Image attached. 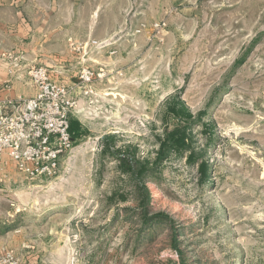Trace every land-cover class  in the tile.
<instances>
[{"label": "rangeland", "instance_id": "rangeland-1", "mask_svg": "<svg viewBox=\"0 0 264 264\" xmlns=\"http://www.w3.org/2000/svg\"><path fill=\"white\" fill-rule=\"evenodd\" d=\"M0 3L37 65L70 84L95 71L56 174L1 170L0 264H264V0ZM175 98L201 118L199 154L172 152L139 193L116 156L153 161Z\"/></svg>", "mask_w": 264, "mask_h": 264}, {"label": "built area", "instance_id": "built-area-1", "mask_svg": "<svg viewBox=\"0 0 264 264\" xmlns=\"http://www.w3.org/2000/svg\"><path fill=\"white\" fill-rule=\"evenodd\" d=\"M1 55L10 61L9 72L15 75L23 57L10 50ZM25 72L36 90L30 97L3 96L2 90H12V80L0 82V173L12 160L28 178L52 177L74 145V94L82 87L85 94L93 92L95 71L84 67L71 84L57 79L45 65L30 64Z\"/></svg>", "mask_w": 264, "mask_h": 264}, {"label": "trees", "instance_id": "trees-1", "mask_svg": "<svg viewBox=\"0 0 264 264\" xmlns=\"http://www.w3.org/2000/svg\"><path fill=\"white\" fill-rule=\"evenodd\" d=\"M168 113L171 115V122L167 125L165 133L160 138L159 148L156 152V156L153 161L148 159H140L136 155L132 157L127 155L116 156L121 171L129 175L137 183V191L140 193L143 188L147 193L146 187L144 186L146 178L151 175H156L159 172V165L164 161L169 155L174 153H189V160L196 161L198 152L193 148V137H192V120H200L201 118H194V115L186 107V105L175 98L172 103L168 106ZM73 123L71 121V132L73 135ZM109 147L107 146V151ZM206 162L202 161L199 164V173L201 181H207L209 178V170ZM148 195L146 196L147 199ZM124 199V198H123ZM148 206H144L143 214L147 217ZM144 217V218H145ZM146 219V218H145ZM149 219H153L156 222H161L165 217L161 215H155ZM147 221V219L145 220ZM2 232L0 228V233Z\"/></svg>", "mask_w": 264, "mask_h": 264}, {"label": "crops", "instance_id": "crops-1", "mask_svg": "<svg viewBox=\"0 0 264 264\" xmlns=\"http://www.w3.org/2000/svg\"><path fill=\"white\" fill-rule=\"evenodd\" d=\"M4 6V3H0V82L10 78L12 90L9 93L2 90L1 93L3 96L30 97L34 95L36 90L27 76L25 68L30 64L42 62L43 55L35 41V35L30 32L31 25L18 19L9 8ZM9 50L23 57L15 75L9 72L10 61L1 55ZM51 71L53 74L54 71ZM57 76L56 74L55 77L59 79ZM77 79L75 78V80Z\"/></svg>", "mask_w": 264, "mask_h": 264}]
</instances>
